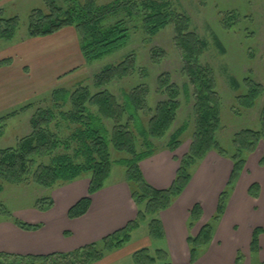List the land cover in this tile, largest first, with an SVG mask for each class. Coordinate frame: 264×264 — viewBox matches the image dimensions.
<instances>
[{"label":"trees","instance_id":"obj_1","mask_svg":"<svg viewBox=\"0 0 264 264\" xmlns=\"http://www.w3.org/2000/svg\"><path fill=\"white\" fill-rule=\"evenodd\" d=\"M64 1L67 4L65 9L57 6L54 0H47L49 12L34 10L29 18L26 36L45 37L63 28L74 27L79 38L80 52L85 63L90 64L126 45L129 32L126 25L130 22L136 21L139 29L148 37L157 35L162 28L171 25L177 37L175 43L184 55L186 66L182 74L188 83L179 89L175 84H166V80L160 76L157 89L158 92H161V88L165 89L163 93L167 100L156 105L153 117L146 118V122L143 121L144 113L147 114L150 109L146 102L148 89L144 86L124 92L122 103L106 90L94 95H90L83 86L73 91L64 88L52 90L49 93V109L38 110L30 119L29 136L22 138L15 148L0 150V194L4 184L19 185L32 181L37 186L50 189L88 178V196L79 200L67 214L69 219H76L86 214L91 202L90 196L102 189L110 176L112 166L116 165L124 169V182L137 207V216L125 228L98 243L69 253L45 256L0 254V264H4V259L7 258L13 259L7 264H93L100 261L106 252L120 249L127 244L131 232L145 221H148V236L162 238L164 234L158 214L167 210L174 199L182 194L190 181L192 167L209 152H215L232 163V170L226 187L219 195L216 213L211 222L206 224L196 237L190 235L187 239L190 249L189 264H193L199 248L210 243L212 225L224 214L226 203L245 167V156L253 154L261 141L264 144V103L259 119L261 129H245L233 135V152L229 154L216 141V132L220 125V98L215 91L213 70L209 66L199 67L197 64V58L204 51L205 44L193 32L188 31L187 17L171 12L169 0H115L104 5H97L95 0ZM16 26L17 18H0V39L9 41ZM130 57L116 65L105 66L94 76V86L103 87L113 79L133 74L134 64L128 59ZM9 63V60H6L0 62V65ZM244 84L247 94L237 97L236 100L242 103L241 105L247 102L249 107H253L255 99L263 94L264 90L249 80H245ZM188 87L194 88L191 95ZM180 95L186 99L190 97L193 102L190 146L187 153L179 159V168L172 185L165 190H156L144 181L139 164L158 151L151 141L163 137L173 124L175 113L180 108ZM25 109L27 107L21 108L20 112ZM15 115H18V112L13 111L0 121ZM107 122L113 123L111 129L108 128ZM187 125H183L171 136V141L164 150L174 152ZM51 126L56 131L64 128L70 134L65 139H59L57 134L50 130ZM110 147L117 153L125 154V157L111 161ZM58 148H61V151L57 153ZM52 154L54 157L49 159L48 163L35 162L36 158ZM258 165L264 167V154ZM259 191V186L253 184L248 189V195L256 199ZM52 206V198L44 196L39 201L36 200L32 208L46 212ZM0 212L5 213L6 220L22 231H36L40 228V225H30L13 219L1 205ZM201 214L200 206H193L189 213V229L200 220ZM262 234L264 235L263 228H255L252 232L249 248L253 255L259 251L258 239ZM133 257L136 264H172L167 251L162 248L154 251L142 248L135 251ZM239 260L238 256L236 264H240Z\"/></svg>","mask_w":264,"mask_h":264},{"label":"crops","instance_id":"obj_2","mask_svg":"<svg viewBox=\"0 0 264 264\" xmlns=\"http://www.w3.org/2000/svg\"><path fill=\"white\" fill-rule=\"evenodd\" d=\"M15 2L0 0V11L3 6ZM6 60L10 62L8 65H0V112L51 92L86 65L74 27L45 37L29 38L24 34L8 43L0 53V62ZM180 158L175 152L163 150L143 160L139 168L144 181L156 190L169 188L176 177ZM247 163L226 203L224 214L212 225L210 243L199 248L193 264H236L238 256L240 264H264V235L259 236L256 255L251 254L249 248L253 230L264 229V167L252 163L254 166L249 169ZM195 168L198 169L193 173ZM231 170L232 163L228 159L209 152L190 170V181L182 194L167 210L158 214L164 234L159 242L172 264L190 263L187 239L190 235L196 237L211 222ZM253 184L260 188L256 199L248 195ZM88 187V178L56 187L48 194L53 200L50 210L40 212L27 208L18 212L17 217L22 222L40 225L36 231H22L6 219L0 220V254L45 256L69 253L100 242L136 219L137 207L124 180L106 182L90 196L86 214L69 219V209L88 196ZM195 205L200 206L202 214L189 229V213ZM148 239L144 238L142 246L149 242ZM104 258L105 254L93 264H103Z\"/></svg>","mask_w":264,"mask_h":264},{"label":"rangeland","instance_id":"obj_3","mask_svg":"<svg viewBox=\"0 0 264 264\" xmlns=\"http://www.w3.org/2000/svg\"><path fill=\"white\" fill-rule=\"evenodd\" d=\"M113 1L115 0H95L97 5L109 4ZM169 1L171 12L187 17L189 20L188 31L193 32L205 44L204 51L197 58V64L199 67L209 66L213 70L215 91L220 98V125L216 132V141L229 154H232L233 135L245 129L254 131L261 129L259 119L264 103V93L255 99L253 107H249L247 102L241 105L242 103H238L236 99L247 94L245 80H249L254 85H260L264 90V0ZM46 2L47 0H16L15 3H11L5 8L3 6L0 18L4 20L17 18V26L9 41L0 39V53L4 52L8 43L27 33L29 18L34 10L49 12ZM54 2L62 9L67 6L64 0H54ZM111 18L109 19L111 20ZM126 26L129 32L128 41L124 47L115 50L101 60L86 64L81 71L67 79L66 83L59 84L57 88L73 91L79 86H83L87 88L90 95L106 90L119 103H122L124 92L137 86H144L148 89L146 102L150 109L147 114L144 113L145 117L141 114L143 121L146 122V118L153 117L156 105L167 100V96L163 93L164 88L158 92L159 77L163 76L166 84H175L179 89H182L188 83L182 74L186 63L179 45L177 46L175 43L177 37L173 26L162 28L153 37L146 36L145 32L139 29L136 21L130 22ZM128 56H131L128 59L134 64L133 74L113 79L110 84L103 87L94 86V76L99 74L105 66L116 65ZM193 90V87H188L190 95ZM49 93L36 96L24 104L0 112V119L13 111L18 112V115L0 121V150L15 148L22 138L29 136L31 133L30 119L38 110L49 109L51 106ZM178 101H180V108L175 113L173 124L170 125L163 137L151 141L158 150L156 153L163 151L171 141V136L186 124H188L187 128L181 133L180 144L174 152L182 157L189 149L193 132V102L190 97L186 99L183 95H180ZM24 107L27 109L20 112V109ZM107 126L111 129L113 123L107 122ZM50 130L56 133L59 139H65L70 134L64 128H59L56 131L51 126ZM60 151L61 148L56 150L57 153ZM109 151L111 161L125 157V154L117 153L111 147ZM263 154L264 144L261 141L253 155L245 156V166L248 162L247 167L250 169L254 166L252 163L257 164ZM53 157L54 154L45 155L36 158L35 162L37 164L48 163L49 159ZM197 169L195 168L193 173ZM118 180H124V169L113 165L106 182L114 183ZM56 187L45 189L35 185L32 181L19 185L4 184V189L0 194V205L13 219L22 221L17 217V213L32 208L36 200L39 201L44 196H49L50 191ZM4 219H6L5 213L0 212V220ZM147 228L148 221H145L137 230L135 229L136 231L131 232V243L123 245L121 250L106 252L103 264H136L132 251L142 249L138 248L140 246L152 251L163 249L159 238L147 236ZM144 238H149L146 246L141 244L144 242ZM124 251L127 254L123 255ZM10 260L13 261V259H4V264Z\"/></svg>","mask_w":264,"mask_h":264}]
</instances>
